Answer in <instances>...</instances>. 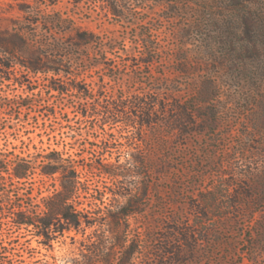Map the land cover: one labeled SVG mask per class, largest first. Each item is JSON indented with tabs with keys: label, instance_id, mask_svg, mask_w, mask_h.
Segmentation results:
<instances>
[{
	"label": "rangeland",
	"instance_id": "1",
	"mask_svg": "<svg viewBox=\"0 0 264 264\" xmlns=\"http://www.w3.org/2000/svg\"><path fill=\"white\" fill-rule=\"evenodd\" d=\"M111 1L126 6L122 17L103 0H0V38L25 32L36 46L65 47L77 34L96 41L67 64L66 78L30 74L19 64L0 70L15 80L0 82V160L25 158L35 167L28 181L6 174L0 181V259L150 264L157 238L179 225L204 236L177 244L185 253L179 264H264V0ZM143 33L156 48L150 65L142 64ZM0 60L11 62L1 53ZM55 81H76L93 98L57 96L49 88ZM142 96L158 102L152 128L138 124V111L132 126L80 114L94 108V97ZM190 102L199 105L187 126L182 108ZM57 156L75 167L68 176L81 185L70 205L101 226L68 231L46 247L35 229L14 228L10 213L22 205L41 216L44 202L56 200L62 175L44 176L42 168H54ZM110 167L124 176L102 173ZM203 205L209 210L199 218Z\"/></svg>",
	"mask_w": 264,
	"mask_h": 264
},
{
	"label": "trees",
	"instance_id": "2",
	"mask_svg": "<svg viewBox=\"0 0 264 264\" xmlns=\"http://www.w3.org/2000/svg\"><path fill=\"white\" fill-rule=\"evenodd\" d=\"M51 3H55L56 0H50ZM106 2L109 12H111L115 17H122L120 11L121 9L126 10V6L113 3L111 0H103ZM139 1V0H138ZM124 17V16H123ZM52 24H59L61 21L55 19L51 21ZM26 35L25 32H18L17 34L11 35V39H5V37L0 38V53L3 56H7L10 63H5L0 60V70L10 71L14 69L16 65L22 66L28 73L39 75L43 74L48 76L50 73L53 74L52 78L61 77L66 78L71 75V72L66 70L68 63H71L74 60L81 58L82 50L85 47H89L92 44L96 43L93 36H88L86 34H77L73 40L70 41V45L65 47L62 44H42L39 46L34 45L33 43L28 42L24 39ZM142 45L145 50L142 57V64L150 65L153 64L156 60L153 55L156 53V48L154 47L153 42L149 40L146 34H141ZM36 44V43H35ZM36 46V50L33 52L30 50L29 46ZM40 47H42L40 49ZM43 49V50H42ZM30 50V51H29ZM29 51L33 55L29 56V60L26 63L21 62L20 54H25ZM77 77V76H75ZM2 81L0 82H14V78L6 76L3 74L1 77ZM77 79V78H76ZM51 81V80H50ZM23 86L27 84L22 83ZM50 90L55 92L57 96H65L71 93H76L82 98L91 99L93 96L88 92H84L79 83L76 81L70 82H54L49 86ZM32 90H34L32 88ZM207 96H203V103H207ZM94 108L82 109L80 114L87 119H100L104 124H117L120 123L125 126H132L134 124L133 113L138 111L137 115L138 124L142 128H152L154 124H157L158 119L155 118V111L153 106L158 105V102L154 100L151 96H142L134 97L129 102L119 98L115 101H98L96 102L95 97L93 99ZM19 107H29L30 103L23 104V102H17ZM199 105L196 102H190L185 104L182 108L185 116V125L190 126L194 124L193 117H195L194 109ZM7 107V105H6ZM173 112L178 113L181 110L180 107L174 105L172 107ZM131 112H128L130 111ZM137 113V112H136ZM132 114V115H130ZM203 123H208V116H201ZM171 123L175 126V130L178 128L179 115L177 117H172ZM56 166L54 168H48L47 166L42 168V174L44 176H51L55 173H60L61 176V189L55 195L56 200L50 201L47 200L44 202V210L41 216H38L37 212L33 211L31 208L24 207L22 205H17V207L12 210L10 213L11 223L14 228L18 230L25 229L29 231L30 228L35 229V232L38 237L42 239V243L49 247L52 241L58 235H64L68 231L80 232L82 227L88 229H96L100 223L96 221H91L86 215L78 214L74 208L70 205L73 198L78 195V192L81 190V185L78 180L73 179L72 176H68L71 172V169H75L72 165H67L60 156L52 158ZM115 170L110 168H102V173L112 176L114 178H119L124 176V174L118 173ZM35 173V167L28 159L16 157L13 161H9L7 164H3V161L0 160V181L4 180V175H8V178L11 181L18 180L28 181L31 176ZM209 207L203 205L202 208H196L195 212L197 217L202 218L204 212L209 210ZM216 209V208H214ZM221 209V208H220ZM136 210H133L132 213H135ZM206 215V214H205ZM120 218L127 216L125 211L121 208ZM206 217V216H205ZM201 223L197 222L196 226L199 227ZM101 226V225H100ZM94 231V236L98 238ZM167 234L163 235L161 238H157L156 247H155V256L151 258L150 264H179L181 263L184 252L180 249L177 244H186L192 242L198 243L203 239V231L196 230L193 231L190 228L173 226L167 229ZM117 245L122 250L123 246L120 240L117 239ZM194 249V247H193ZM136 250H132L131 253H135ZM94 253H97L102 257V251L97 249L93 250ZM103 258V257H102ZM105 264H109L107 259H103ZM0 264H7L4 260L0 259ZM118 264H127L119 258Z\"/></svg>",
	"mask_w": 264,
	"mask_h": 264
}]
</instances>
